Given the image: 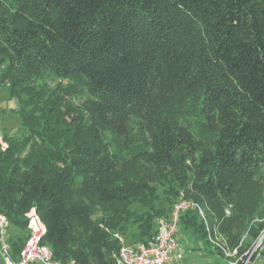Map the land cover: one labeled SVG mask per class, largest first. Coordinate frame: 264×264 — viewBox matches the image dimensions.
<instances>
[{
	"label": "trees",
	"instance_id": "obj_1",
	"mask_svg": "<svg viewBox=\"0 0 264 264\" xmlns=\"http://www.w3.org/2000/svg\"><path fill=\"white\" fill-rule=\"evenodd\" d=\"M0 60L13 90L43 73L88 89L78 118L61 122L70 129L85 118L112 130L133 160L120 175L122 158L103 154L99 138L93 144L86 132L78 141L62 126L57 138L42 132L40 140L41 121L30 118L40 106L23 100L20 124L32 138L0 145V213L14 256L35 207L56 259L112 263L122 246L116 233L148 244L181 192L219 219L264 163V0H0ZM136 202L145 212H129ZM193 226L207 237L194 208L180 229ZM263 228L264 220L252 226V240Z\"/></svg>",
	"mask_w": 264,
	"mask_h": 264
},
{
	"label": "rangeland",
	"instance_id": "obj_2",
	"mask_svg": "<svg viewBox=\"0 0 264 264\" xmlns=\"http://www.w3.org/2000/svg\"><path fill=\"white\" fill-rule=\"evenodd\" d=\"M6 69L7 62L0 60V145L2 148H6L7 138L21 140L22 142L29 137L32 138L33 131L30 130L29 132L27 127L20 124L19 111L23 108V100H36L40 107H38L36 112L30 111V118L38 116V119L41 121V128H38L36 131L40 140L42 139V132L45 134H52L51 136L57 138V130L60 126L65 129V131L62 132L63 136H70L71 138L78 139V141L84 133L88 132L86 138L92 141L93 144L98 145L96 141L99 138L102 144L100 148L103 150V154H108L109 158H116V156L122 158L123 166L120 168V175L130 171L131 165H133V160L131 159L132 150L121 141H118V138L112 130L107 128L99 129L91 126L90 123L84 122L85 118L79 121V124L73 125L70 129H68L67 123L63 124L61 122V120H64L62 119L64 116L65 118L72 116V118L66 121L78 118L77 114L81 113L79 106L83 103L85 97L87 98L89 96L88 89L86 90V88L79 83H72L66 78L55 77L49 73H43L38 77L30 78L29 81H23L21 85H18L16 89L13 90L11 89V80H14V77L11 72L5 74ZM59 102H62V108L67 110V112H63L64 110L62 111V109L57 107V103ZM68 103L69 105H67ZM47 105H49V107H47ZM82 112L85 113V111ZM132 119L133 125L131 130L133 131H131V135L137 139L139 138L137 134L142 131L141 125L138 124V119L141 120V117L139 114H134ZM191 119L193 120L194 118L192 117ZM192 127L196 128L193 122ZM29 147L30 144H27L20 155L21 157L29 152ZM252 174V179L241 187L235 207H232L230 204L224 205L222 209H220V211L223 212V216L219 219L214 216V212L205 208L207 211L206 217L207 220L211 219L209 221V226L214 232L217 241L227 247L233 246L230 243L235 239H240L239 243L243 245L251 242L247 247V250L251 253L247 257L249 260L248 262L250 263L255 259L256 264H264V256L260 254L262 247L260 246L258 249H255V240L257 237L253 240L251 237L252 226L264 220V163L256 167ZM166 186L167 185L163 183L159 184V192L161 194L160 207L164 206L166 203L163 192ZM120 208H122L121 205ZM225 208L230 209V214L226 213ZM232 208H234L237 213L234 212V223L229 221L232 223L231 228V223L226 227L228 220L225 218H229L233 215ZM128 210L131 214L138 215L145 212L146 209L141 203L136 202L131 204ZM198 228L197 226L183 228L184 234L187 238H191L192 242L188 243L185 240H180L184 247L185 255L184 260L178 264H208L207 260L211 257L217 258L219 264H224L226 260L225 256L220 253L216 244L209 240L207 228L205 227L207 237H203L204 233L201 231V234L198 233ZM137 230L138 228L132 227L129 234H133ZM200 251L204 252L208 258L200 254Z\"/></svg>",
	"mask_w": 264,
	"mask_h": 264
},
{
	"label": "built area",
	"instance_id": "obj_3",
	"mask_svg": "<svg viewBox=\"0 0 264 264\" xmlns=\"http://www.w3.org/2000/svg\"><path fill=\"white\" fill-rule=\"evenodd\" d=\"M197 209L204 220L208 238L216 244L220 253L225 256L228 264H248L249 250L241 252L242 243L227 247L217 241L206 217V210L197 202L185 198L181 192L174 206L167 216H160L156 220V233L152 240L136 245L126 244L123 236L116 233L115 237L122 242V246L113 257L114 261L107 264H168L172 261L184 260V247L179 238L180 221L182 215L190 209ZM230 209L226 213L230 214ZM28 237L17 256L13 255L9 240L10 221L6 215L0 213V262L2 264H78L75 260L62 261L55 258L53 250L42 239L46 232V225L32 207L26 213ZM256 247L264 244V228L257 236Z\"/></svg>",
	"mask_w": 264,
	"mask_h": 264
},
{
	"label": "crops",
	"instance_id": "obj_4",
	"mask_svg": "<svg viewBox=\"0 0 264 264\" xmlns=\"http://www.w3.org/2000/svg\"><path fill=\"white\" fill-rule=\"evenodd\" d=\"M179 236L181 237L180 240H185V241H187L188 243H191V242H192V239H191V238H187L186 235L184 234V231H183L182 229H180ZM180 237H179V238H180ZM181 243H182V242H181ZM200 254H202L203 256H206V257L208 258V256L205 255L204 252L200 251ZM224 260H225V259H224ZM218 262H219L218 259H217V258H213V257H211V258H209V259L207 260V263H208V264H216V263H218ZM178 263H179V262H177V261H172V262H169L168 264H178Z\"/></svg>",
	"mask_w": 264,
	"mask_h": 264
}]
</instances>
